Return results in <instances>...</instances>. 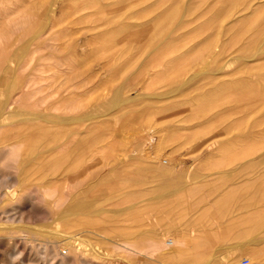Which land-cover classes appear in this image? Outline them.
<instances>
[{"label":"rangeland","instance_id":"rangeland-1","mask_svg":"<svg viewBox=\"0 0 264 264\" xmlns=\"http://www.w3.org/2000/svg\"><path fill=\"white\" fill-rule=\"evenodd\" d=\"M225 4L0 0L1 35L21 69L0 72V99H22L15 117L0 118V194L11 172L6 144L30 132L28 117L49 112L56 131L74 134L53 150L52 162L68 171L42 185L68 196L69 230L83 243L64 259V222L51 220L53 205L46 214L53 198L28 187V199L0 195V264H264V51L228 31L241 22H229ZM20 209L35 211L34 223L18 221ZM3 211L18 222H5ZM175 245L184 254L165 258Z\"/></svg>","mask_w":264,"mask_h":264},{"label":"bare ground","instance_id":"bare-ground-1","mask_svg":"<svg viewBox=\"0 0 264 264\" xmlns=\"http://www.w3.org/2000/svg\"><path fill=\"white\" fill-rule=\"evenodd\" d=\"M201 1V0H200ZM225 3V2H224ZM186 4V3H185ZM220 4H222V2L220 3ZM226 5V4H225ZM59 6V5H58ZM197 6V5H196ZM217 6V5H216ZM227 7L229 6V10H227V12H228V14L226 15V17L228 18V20H229V22L230 21H232V19L234 20V22L235 21H240L241 22V25L240 26H238V27H236V25L233 27V26H231L230 25V27H228L227 29H228V31L229 30H232V32H234V33H236L237 35L239 34V36L241 35V37H244L245 39H246V42H244V45H248V46H250L251 44L252 45H254V43L256 44V46L254 45L252 48L254 49L255 48V50L257 51H264V0H229V5H226ZM188 7V6H187ZM219 7V6H218ZM218 7H216L217 9H218ZM225 7V6H224ZM223 7V8H224ZM51 8V7H50ZM50 8H48V9H50ZM188 8H190V7H188ZM214 8V7H213ZM215 8V9H216ZM222 8V7H221ZM208 9V8H207ZM216 9V10H217ZM219 9H220V7H219ZM226 9H228V8H226ZM212 10V9H211ZM196 11V10H195ZM48 13H49V11H47ZM193 12V11H192ZM198 11H196V13H197ZM213 12V11H212ZM211 12V13H212ZM200 13V12H199ZM203 13H205V12H203ZM208 13V12H207ZM225 13V12H224ZM2 14H4V13H2ZM190 14H192L191 12H190ZM198 14V13H197ZM197 14H195V12H194V14L193 15H197ZM226 14V13H225ZM224 14V15H225ZM223 15V14H222ZM221 15V16H222ZM49 17V19L51 18L50 17V15H48ZM182 16H183V14H182ZM212 16V15H211ZM220 16V15H219ZM55 17V16H54ZM192 18L193 17H196L197 18V16H191ZM213 17V16H212ZM218 17V16H217ZM45 18V17H44ZM201 18H203V17H201ZM224 18H225V16H224ZM194 19V18H193ZM200 19V18H199ZM208 19V18H207ZM192 20V19H191ZM196 20V22H197V19H195ZM28 21V20H27ZM30 21V20H29ZM46 21V20H45ZM200 21V20H199ZM206 21H208V20H206ZM211 21V20H210ZM213 21H214V19H213ZM2 22H4V21H2ZM1 22V23H2ZM22 22V21H21ZM48 22V21H47ZM183 22V21H182ZM195 22V21H194ZM9 23V22H8ZM15 23V22H14ZM17 23V22H16ZM15 23V24H16ZM19 23V22H18ZM184 23V22H183ZM186 23H188V22H186ZM193 23V22H192ZM212 23V22H211ZM210 23V24H211ZM223 24H224V22H222ZM4 24H5V22H4ZM23 24V23H22ZM21 24V25H22ZM17 25V24H16ZM19 25H20V23H19ZM36 25V24H35ZM48 25V24H47ZM191 25V24H190ZM189 25V26H190ZM206 25V24H205ZM204 25V26H205ZM212 26L214 25V24H211ZM233 25V24H232ZM14 26V25H13ZM23 26V25H22ZM37 26V25H36ZM215 26V25H214ZM17 27V26H16ZM64 27V26H63ZM211 27V26H210ZM197 28V27H196ZM195 28V29H196ZM199 28V27H198ZM221 28V27H220ZM224 28V27H223ZM18 29V28H17ZM20 29V28H19ZM44 29H45V27L43 28V30L42 29H40V30H38L37 32H36V36H38V35H41L42 33H43V31H44ZM207 29V28H206ZM208 29H210V28H208ZM214 29V28H213ZM226 29V28H225ZM226 29V30H227ZM14 30V29H13ZM51 30V29H50ZM218 30H220L219 28L217 29V32H219ZM193 31H194V29H193ZM216 31V30H215ZM4 31L2 30H0V72H4V71H7V69H9V68H12V69H14V70H16V69H18L19 68V62H18V60H16V57L12 54V52H13V50H10V45L7 43V42H5V40L3 39V37H6V36H3V33ZM12 32V31H11ZM14 32V31H13ZM208 32V31H207ZM213 32V31H212ZM225 32H227V31H225ZM1 33H3L2 35H1ZM220 33V32H219ZM209 34H210V32H209ZM215 34V33H214ZM5 35V34H4ZM46 35H48L47 33H46ZM217 35H219L218 33H217ZM43 36V35H42ZM8 37V36H7ZM39 37H41V36H39ZM46 37V36H45ZM64 37V36H63ZM10 38H11V36H10ZM28 38V37H27ZM47 38H50V39H52L51 38V36L50 37H47ZM8 39V38H7ZM38 39V38H37ZM258 39L260 40V41H258ZM13 40V39H12ZM49 40V39H48ZM59 40V39H58ZM39 41V40H38ZM50 41V40H49ZM27 42V41H26ZM14 45V44H13ZM21 45V44H20ZM48 45H51V44H48ZM18 46V45H17ZM14 47V46H13ZM35 47V46H34ZM37 47V46H36ZM247 47V46H246ZM27 48V47H26ZM47 48V47H46ZM14 49V48H13ZM17 50V49H16ZM19 50V49H18ZM18 50H17V52H18ZM37 52H38V50H37ZM37 52H36V54H37ZM34 53V52H33ZM36 54H34V56L36 55ZM31 55V54H30ZM33 58V57H32ZM39 58V57H38ZM37 58V59H38ZM20 59V58H19ZM24 59V58H23ZM20 61V60H19ZM48 61V60H47ZM50 61V60H49ZM48 61V62H49ZM30 62H31V59H30ZM36 62H37V60H36ZM47 62V63H48ZM51 62V61H50ZM49 62V63H50ZM28 63H29V61H28ZM39 65H40V63H38ZM52 64V63H51ZM43 65V64H42ZM30 65H28L27 67H29ZM33 66V65H32ZM35 66L37 67V63L35 64ZM34 68V67H33ZM10 70V71H13V70ZM20 69V68H19ZM30 69V68H29ZM28 69V70H29ZM32 69V68H31ZM21 70V69H20ZM22 70H24V69H22ZM19 71V70H18ZM31 71V70H30ZM56 71V70H55ZM23 72V71H22ZM21 72V73H22ZM20 73V74H21ZM27 73H28V71H27ZM6 74H8V73H6ZM5 74V75H6ZM17 74V73H16ZM36 74V73H35ZM47 74V73H46ZM50 74V73H49ZM2 75V74H1ZM0 75V76H1ZM4 75V76H5ZM44 75V74H43ZM11 76H13V75H10V78H11ZM30 76V74L29 75H27V77H29ZM45 76V75H44ZM52 76H53V74H52ZM2 77V76H1ZM16 77H18V75H16ZM48 76H46V78H47ZM50 77V76H49ZM29 78H31V77H29ZM16 79H18V78H16ZM27 79V78H26ZM48 79V78H47ZM10 80V79H9ZM53 80V79H52ZM43 81H44V79H43ZM49 81H51L50 79H49ZM24 82H25V80H24ZM27 82V81H26ZM45 82H46V80H45ZM14 83V82H13ZM17 82H15L14 84H16ZM47 83V82H46ZM1 84V83H0ZM8 84V83H7ZM6 84V85H7ZM23 84V83H22ZM21 84V85H22ZM43 84V83H42ZM41 84V85H42ZM48 84V83H47ZM29 85V84H28ZM28 85H26V86H28ZM45 85V84H44ZM44 85H43V88H44ZM50 85V84H49ZM48 85V86H49ZM3 86V85H2ZM11 86V85H10ZM16 86H18V85H15V88H16ZM20 86V85H19ZM24 86V85H23ZM33 86V85H32ZM38 86H40L39 84H38ZM47 86V88H49ZM5 87V86H4ZM35 87H37L36 85H35ZM41 87V86H40ZM22 88V87H21ZM30 88H31V86H30ZM19 89V88H18ZM25 89H27V88H24V90ZM34 89V88H33ZM23 90V89H22ZM28 90V89H27ZM40 90H42V88H40ZM39 90V87H38V91L37 90H35L36 92H41ZM49 90H52V89H49ZM21 91V90H20ZM29 91V90H28ZM44 91H46L45 89H44ZM8 92L10 93V91H9V88H8ZM23 92L24 91H22V94H23ZM16 93H18V91L16 92ZM15 93V94H16ZM44 93V92H43ZM6 95V94H5ZM12 95V94H11ZM11 95H8L7 96V98L6 99H0L1 101H0V118L1 117H3V114L6 112V113H9L10 115H13L14 114V117H15V115L16 114H18L19 113V107L20 106H22L21 105V103H22V99H13L12 97H11ZM24 95V94H23ZM37 95V93L35 94V96ZM41 95V94H40ZM16 96V95H15ZM20 96H22V95H20ZM43 96H44V94H43ZM24 97V96H23ZM28 97V96H27ZM34 97V96H33ZM39 97H42V96H39ZM20 98H22V97H20ZM36 98L37 97H34V102H36L37 103V101H36ZM47 98V97H46ZM45 98V99H46ZM39 99V98H38ZM41 99H43V98H41ZM52 100V99H51ZM40 101V100H39ZM39 101H38V103H39ZM42 101V100H41ZM44 102V101H43ZM61 102V101H60ZM24 103V102H23ZM30 103H32L31 101H30ZM52 103V102H51ZM34 104V103H33ZM60 104V103H59ZM61 104H63V103H61ZM25 105H26V103H25ZM47 105V104H46ZM52 105V104H51ZM36 106V105H35ZM34 106V107H35ZM45 106V105H44ZM54 106V105H53ZM57 106V105H56ZM27 107V106H26ZM29 107V106H28ZM37 107H38V105H37ZM39 107H41V106H39ZM38 107V108H39ZM58 107V106H57ZM65 107V106H64ZM38 108L36 109V110H38ZM52 107H50V108H47L48 110L49 109H51ZM25 109H27V108H25ZM59 109V108H58ZM57 109V110H58ZM64 109V108H63ZM69 109V108H68ZM21 110H23V109H20V111ZM30 110V109H29ZM40 110H42V109H40ZM27 111V110H26ZM65 111V110H64ZM24 112V111H23ZM38 112H39V110H38ZM44 112V111H43ZM20 113H22V112H20ZM26 113H28V112H26ZM40 113V115H33L32 117H28V121L30 120L31 121V125H33L32 126V128L31 129H29V131L30 132H28L27 131V133H26V135L25 136H21V138L20 137H17L18 139H19V141H18V143H16V144H6V146H5V150H6V156L9 158L8 159V161H9V163H7V167H9V169H11V172H9L8 174H7V177L8 178H6V181H7V183L6 184H4L5 185V187H3V185H2V187L4 188V191H2L3 192V194H6V196L8 197V200H9V198H26V199H28L27 198V196H26V194H25V190H27V189H25V188H30V187H32V188H34L35 190H37L38 192H42V197L40 196V199L41 198H44V201H45V198L46 197H48V198H53L52 200H50L51 201V203L49 204V202H48V204H49V206H48V208L46 209V214H49V216L50 215H52V205H53V207H55L56 208V210H57V213H58V215H57V217L56 216H51L52 217V221H56L57 219L59 220H63V222H64V229H62L61 231H60V233H59V235H60V237H63V239H64V241H62V242H64L63 244H64V247H63V249H62V253L64 254V255H62L63 257H64V259H70V258H72V256H73V254L74 253H79V252H82V244L80 243V241H79V238H78V236H76V233H74V232H72L71 230H69V228H70V219H68V218H66L68 215H67V213H66V211H67V209L69 208H65V207H67V206H65V204H64V202H65V200L67 199L68 200V196H66L65 197V200H64V195H65V193H64V195L62 196L61 194L62 193H60V196H58V197H55L54 196V191H55V188H54V186H55V184H53L52 186H49V184H47V185H42L44 182H49L53 177H54V175H56V174H62V175H65L64 173L66 172V171H68L67 169L68 168H66V166H61V165H59L60 163H59V161H60V159H59V157H58V161H56V159L54 160V162H52V158H53V150H54V148H56V147H59V146H57V145H61V144H64V143H66L67 141H69L71 138V135H73L74 134V132H68L67 131V129H63V130H60V132H58V131H56L55 130V125L57 124V122H56V120L52 117V115H49L48 113L49 112H47V114H45V115H41V112H39ZM23 114V113H22ZM56 114V113H55ZM6 115V114H5ZM25 115V114H24ZM29 115V114H28ZM69 115V114H68ZM27 116V115H26ZM26 116H23V117H26ZM71 116V115H70ZM83 116V115H82ZM12 117V116H11ZM17 117V116H16ZM76 118L78 117V116H75ZM85 117V116H84ZM6 118V117H5ZM13 118V117H12ZM83 118V117H82ZM8 119V118H7ZM14 120H15V118H13ZM20 119V118H19ZM18 119V120H19ZM59 119V118H58ZM71 119H73V116H72V118ZM9 120V119H8ZM23 120V119H22ZM83 120H84V118H83ZM86 120V119H85ZM16 121V120H15ZM78 121H80V119L78 120ZM82 121V120H81ZM9 122V121H8ZM59 124H62V125H64L65 127H66V125H68V123H70L71 122V120H70V118H68V117H63V118H61L59 121ZM3 123V122H2ZM5 123V122H4ZM10 123H14V122H12V121H10ZM26 123H27V121H26ZM87 123V122H86ZM8 124V123H7ZM89 124V123H88ZM91 124V123H90ZM29 125V124H28ZM72 125V124H71ZM13 126V125H12ZM25 126V125H24ZM88 126V125H87ZM87 126H83V128H84V131H85V127H86V129L88 128ZM1 127V126H0ZM5 127H10V126H6L5 125ZM13 127H15V126H13ZM18 127V126H17ZM1 128H4V127H1ZM12 128V127H11ZM18 128H21V127H18ZM82 127H81V129H83ZM95 128V127H94ZM10 129V128H9ZM8 129V130H9ZM74 129V131H77V130H75V128H73ZM91 129H92V127H91ZM7 130V131H8ZM12 130V129H11ZM10 130V131H11ZM87 130H89V129H87ZM0 131H1V129H0ZM25 132H26V130H24ZM23 131V132H24ZM73 131V130H72ZM99 131V130H98ZM58 132V133H57ZM67 132V133H66ZM100 132V131H99ZM1 133V132H0ZM8 133H12V131L11 132H9L8 131ZM13 133L15 134L16 133V131L15 130H13ZM73 133V134H72ZM82 133V132H81ZM17 134V133H16ZM20 134H22V131H21V133ZM20 134H19V136H20ZM3 135V134H2ZM11 136L12 137V135L11 134H8L7 135V133H5V135L4 136H2V138L3 137H5V136ZM18 135V134H17ZM15 136V135H14ZM28 136H31L30 138H28ZM85 136H86V134H85ZM13 139V138H12ZM11 139V141H12V143H14L15 142V140H14V142H13V140ZM1 140V139H0ZM30 140V141H29ZM2 141V140H1ZM7 141H10V140H7ZM6 141V142H7ZM25 141H27L26 143H25ZM28 141L30 142L29 144H28ZM77 141V140H76ZM75 141V142H76ZM23 142H24V144H23ZM57 142H59V143H57ZM79 142V139H78V141L76 142V145H78L77 143ZM5 143V142H4ZM0 144H2V143H0ZM67 144V143H66ZM83 145V144H82ZM69 147V146H68ZM67 147V148H68ZM61 148V147H60ZM90 148H93V147H90ZM18 149V151H19V158L18 159H15V154H16V150ZM63 149V148H62ZM85 151H87V149H85V148H83ZM55 150H57V148L55 149ZM59 150V149H58ZM57 150V151H58ZM65 150V149H64ZM90 150V149H89ZM94 151H95V148H94ZM100 151V150H99ZM74 152V151H73ZM93 152V151H92ZM57 153V152H56ZM83 153V152H82ZM94 154V153H93ZM41 155H43V158H39V156H41ZM82 155V154H81ZM83 156H84V154H83ZM60 157H62V156H60ZM83 159L82 158V156L80 157L79 156V159ZM97 158H99V157H97ZM1 159V158H0ZM77 159H78V156H77ZM95 159V158H94ZM69 160V159H68ZM77 161V160H76ZM59 164H58V163ZM68 162V161H67ZM68 166V165H67ZM74 165H72V166H70V167H73ZM1 167V166H0ZM2 168V167H1ZM0 168V169H1ZM83 168V167H82ZM83 170V169H82ZM1 171V170H0ZM5 172H3V174H4ZM68 174V173H67ZM66 174V175H67ZM5 175V174H4ZM69 175V174H68ZM68 177V176H67ZM2 179V178H1ZM64 179V178H63ZM62 179V180H63ZM68 179V178H67ZM4 181V180H3ZM5 181V182H6ZM65 181H66V178H65ZM67 181H69V180H67ZM53 182V181H52ZM4 183V182H3ZM41 183V184H40ZM66 183V182H65ZM71 183V182H70ZM1 184V183H0ZM50 184H52V183H50ZM70 185V184H69ZM42 187L43 188V190L41 191V189L39 188V187ZM56 186H57V184H56ZM65 187V186H64ZM2 188V189H3ZM28 188V189H29ZM25 189V190H24ZM66 189H68L69 190V187L68 188H66ZM59 191V190H58ZM67 191V190H66ZM62 192H64V190H62ZM0 193H1V191H0ZM3 194H0V195H3ZM30 195H32V194H30ZM1 197V196H0ZM6 198V197H5ZM4 198V199H5ZM1 199V198H0ZM37 199H39L38 197H37ZM39 199V200H40ZM7 200V198L5 199V201ZM11 200V199H10ZM32 200V199H31ZM29 201H30V199H29ZM33 201H35V200H33ZM43 201V202H44ZM2 201L0 200V203H1ZM9 202V201H8ZM12 202H13V200H12ZM11 202V203H12ZM47 202V201H46ZM3 203H5V202H3ZM24 203V202H23ZM29 203V202H28ZM38 203V202H37ZM2 204V203H1ZM6 204H7V202H6ZM5 204V205H6ZM16 204V203H15ZM47 204V203H46ZM1 206V205H0ZM8 206V205H7ZM6 206V207H7ZM65 206V207H64ZM76 207V206H75ZM1 208V207H0ZM33 208V207H32ZM34 208L36 209L37 208V206H34ZM45 208V207H44ZM4 209V208H3ZM27 209V208H26ZM70 209H71V206H70ZM98 209V208H97ZM13 210V209H12ZM38 210V209H37ZM16 211V210H15ZM59 211V212H58ZM74 211V210H73ZM10 212H11V210H10ZM10 212H7V211H3L2 213H1V219H5V222H7V221H9V222H11L12 223V225H14L13 224V222L14 221H16L17 220V217L14 215V214H12V213H10ZM33 212H35V211H33V210H31V209H29V210H24V209H20V211L18 212L19 213V216H20V219H18V221H26L28 224H31V223H34V221H35V216H34V214L35 213H33ZM45 212V211H44ZM71 212V211H70ZM42 214V213H41ZM54 215H56V214H54ZM73 215V214H72ZM43 217V216H42ZM45 217V216H44ZM46 218V217H45ZM24 219H26V220H24ZM39 219V218H38ZM74 219V218H73ZM72 219V220H73ZM43 220V219H42ZM45 220V219H44ZM50 220V221H51ZM76 220V219H75ZM18 221H16V222H18ZM46 221V220H45ZM77 221V220H76ZM19 222V224H21ZM38 222H39V220H38ZM41 222V221H40ZM2 223V222H1ZM26 223V224H27ZM42 223H44V222H42ZM18 224V223H17ZM17 224H15V225H17ZM27 224V225H28ZM8 225H9V223H8ZM63 225V224H62ZM11 226V225H10ZM18 226V225H17ZM29 226V225H28ZM33 226V225H32ZM31 226V227H32ZM41 226H43V225H41ZM40 226V227H41ZM51 226V225H50ZM14 227H16V226H14ZM19 227V226H18ZM34 227V226H33ZM80 227V226H79ZM21 228V227H20ZM18 229V230H22V229ZM54 228H56V227H54ZM63 228V227H62ZM4 229V228H3ZM33 229V228H32ZM37 229V228H36ZM39 229V228H38ZM47 229V228H46ZM53 229V228H52ZM60 229V228H59ZM59 229H55V230H57V232H59L58 230ZM77 230L76 231H79L80 229L79 228H76ZM79 229V230H78ZM5 230V229H4ZM16 230V229H15ZM29 230V229H28ZM74 231H75V228L73 229ZM7 231V230H6ZM24 231V230H23ZM30 231V230H29ZM38 231V230H37ZM39 231L41 232V230L39 229ZM38 231V232H39ZM46 231V230H45ZM11 232V231H10ZM37 232V233H38ZM54 232H56V231H54ZM13 233V232H12ZM79 233V232H78ZM8 234V233H7ZM56 234V233H55ZM58 234V233H57ZM9 235V234H8ZM80 236V235H79ZM154 237V236H153ZM155 237H157V236H155ZM57 238V237H56ZM176 238V237H175ZM85 239V238H84ZM62 240V239H61ZM175 240V239H174ZM173 239H168L165 243H167L168 245H173L174 244V241ZM161 241V240H160ZM163 242H164V240H162ZM161 241V242H162ZM176 241L178 242V237L176 238ZM83 242V241H82ZM161 242H159V240H157V239H153L152 240V243L154 244V245H156V246H159L160 244H162ZM182 243V242H181ZM175 244H177V243H175ZM178 244H180L179 242H178ZM177 244V245H178ZM87 245V244H86ZM177 245H175V246H172V247H174L173 248V251L172 252H170L169 251V253L168 254H166L165 255V258H167V259H171V258H174V257H177V258H179L178 256H182L183 254H184V250H180V249H178L179 247L177 246ZM123 246L124 247H126V248H128V249H133V247H134V245L133 244H131V243H123ZM149 246V245H148ZM178 248H177V247ZM86 247V246H85ZM93 247V246H92ZM137 247V246H136ZM161 247V246H160ZM159 247V248H160ZM57 248V247H56ZM157 248V247H156ZM87 249V248H86ZM95 251H97L96 250V248L94 247L93 248ZM172 249V248H171ZM40 250V249H39ZM64 250V251H63ZM52 251V250H51ZM140 251V250H139ZM163 252V251H162ZM161 252V253H162ZM165 252V251H164ZM59 254H61V253H59ZM163 255V254H162ZM162 255H160V257L162 256ZM164 256V255H163ZM58 257H60V256H58ZM15 258V257H14ZM11 260V259H10ZM72 260V259H71ZM172 260V259H171ZM12 262V261H11ZM10 262V263H11ZM31 262V261H30ZM59 262V261H58ZM61 262V261H60ZM66 262V261H65ZM41 263V262H40ZM44 263V262H43Z\"/></svg>","mask_w":264,"mask_h":264},{"label":"clouds","instance_id":"clouds-1","mask_svg":"<svg viewBox=\"0 0 264 264\" xmlns=\"http://www.w3.org/2000/svg\"><path fill=\"white\" fill-rule=\"evenodd\" d=\"M19 158V151L18 149L16 150V154H15V159H18Z\"/></svg>","mask_w":264,"mask_h":264},{"label":"built area","instance_id":"built-area-1","mask_svg":"<svg viewBox=\"0 0 264 264\" xmlns=\"http://www.w3.org/2000/svg\"><path fill=\"white\" fill-rule=\"evenodd\" d=\"M244 264L248 263V259L246 258L245 261L243 262Z\"/></svg>","mask_w":264,"mask_h":264}]
</instances>
